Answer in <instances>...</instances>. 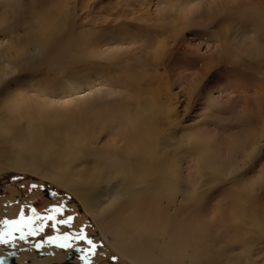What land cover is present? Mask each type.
Listing matches in <instances>:
<instances>
[{"label": "bare ground", "instance_id": "6f19581e", "mask_svg": "<svg viewBox=\"0 0 264 264\" xmlns=\"http://www.w3.org/2000/svg\"><path fill=\"white\" fill-rule=\"evenodd\" d=\"M85 1L0 0V176L28 174L70 191L108 249L130 264H264V210L255 193L264 189V177L245 178L263 154L264 140L250 133L227 145L223 155L222 146L187 136L188 108L179 115V101L165 75L169 48L162 52L158 46L151 53L156 68H163L161 82L155 85L148 78L127 97L119 91L135 104L114 112L98 108L94 125L93 116L80 108L92 94L103 96L95 90L85 98L71 96L69 102L53 98L36 108L28 103L16 76L75 41L79 14L91 9ZM197 14L183 8L175 41L178 32L199 35L207 26ZM195 39L187 43L202 50ZM215 39L214 45L206 43L207 51L219 44L238 45L232 36ZM114 48L102 53L115 57ZM26 78L25 86L33 88L32 77ZM62 82L78 84L70 75ZM221 184H230V191L218 193L216 200Z\"/></svg>", "mask_w": 264, "mask_h": 264}, {"label": "rangeland", "instance_id": "374dc122", "mask_svg": "<svg viewBox=\"0 0 264 264\" xmlns=\"http://www.w3.org/2000/svg\"><path fill=\"white\" fill-rule=\"evenodd\" d=\"M85 4H90L91 9L80 12V29L77 30L75 41L63 49L60 55L46 58L31 70L20 71L16 76V83H20L27 93L26 97H30L28 103H31L32 108L47 106L56 98H61L58 99L61 103L72 97L85 98L95 90L103 96L98 98L92 94L87 104L80 108L84 111L82 114L93 116L91 121L94 125L97 123L95 118L98 113L95 110L98 108L103 110V106H106L114 112L120 107H127V104L133 105L135 103L132 100L123 97L135 94L140 83L150 81L148 78H153L155 85L161 82L163 68H156L151 55L156 54L159 46L162 52L168 48L171 50L165 75L172 87V94L179 101V115L185 113V107L188 108L183 121V125L191 127L190 135L187 136L194 141L201 138L216 147L222 146L223 155H227L228 146H232L235 140L247 137L250 133L255 132L264 140V0H86ZM183 8L196 10L197 16L209 24L200 30L202 34L198 31L200 36L192 30L178 32V40L175 41L173 33L182 22ZM227 36L235 38V44L238 45L219 44L207 51L206 43L214 45L215 37L224 39ZM189 37L197 38L193 43H201L202 50L193 49L187 43ZM4 39L7 41L8 38ZM101 40H106L107 44L104 42L101 46ZM109 47H116L115 57L106 58L107 53H102ZM97 67L99 72L96 71ZM63 70L65 72L60 74ZM28 75L34 81V87L30 89L26 87ZM69 75L78 81L75 88L69 87V83L63 85L62 81ZM119 91H123V97L118 96ZM151 91L157 90L152 88ZM72 107L78 109L76 104ZM263 173L264 151L259 160L245 172V178L257 180L264 177ZM229 186L219 185L220 191L214 193L217 196L215 199H219L218 193L229 192ZM42 188L50 189L57 198H48ZM255 193L258 208L264 210V189H257ZM78 203L70 191L41 181L36 176L22 173L0 176V208L3 212L11 208L16 210L15 216L20 217L23 209L24 218L32 217L34 228L40 225V221L35 219L36 215L46 217L49 215L47 210L54 205L64 207L63 216L57 214L56 219L73 217L70 227L57 225V228H52V222L45 221L43 232L34 235L32 240H24L32 248L37 250L34 246L37 243L44 245L40 238L62 236L64 232L75 233L83 229L98 245L99 256L104 257L107 263L124 264L119 256L108 249L95 230L92 219ZM32 209H35V213ZM3 212L0 213V222L12 218L3 216ZM4 228L0 223V230ZM17 235H14L15 240H20ZM20 241L18 243L23 245L24 241ZM78 243L80 248L87 247L82 242ZM70 252H78V262L86 264L79 258V248ZM10 259L13 261L9 260L8 264L14 262V257ZM170 263L175 264L172 261Z\"/></svg>", "mask_w": 264, "mask_h": 264}, {"label": "snow or ice", "instance_id": "6c2138e0", "mask_svg": "<svg viewBox=\"0 0 264 264\" xmlns=\"http://www.w3.org/2000/svg\"><path fill=\"white\" fill-rule=\"evenodd\" d=\"M35 213V209H32ZM49 215L46 217H40L36 215L35 219L40 221L39 227L34 228L31 224L32 217L28 218V223H24V212L21 210L19 220H4L2 223L5 228L0 230V245H6L9 248L15 247L16 237L13 235V232H19V239L25 240L29 236L37 235L40 232H43L45 227V221H51V227L57 228V225H69L71 226L72 216H67L66 218L56 219L57 214L63 216L64 207L63 205H54L47 210ZM12 227L9 228L8 226ZM27 229V230H25ZM87 245V247L80 248L79 243ZM46 243L55 244L57 247L63 249L72 250L74 248H79V258L82 261H85L86 264H93V258L99 255L98 245L81 229L78 232H64L62 236H49ZM36 248L42 247L40 243L34 245ZM15 255L13 252L0 253V264H8L10 258ZM111 259H116V257H111Z\"/></svg>", "mask_w": 264, "mask_h": 264}, {"label": "flooded vegetation", "instance_id": "af4514ba", "mask_svg": "<svg viewBox=\"0 0 264 264\" xmlns=\"http://www.w3.org/2000/svg\"><path fill=\"white\" fill-rule=\"evenodd\" d=\"M42 190H43V193H45L43 188ZM56 198H57V195L54 194V197L51 199H56ZM14 214H16V210H13L10 208L7 212H3L2 215L3 216L6 215L7 217H12L11 219H9V221L19 220L20 217L15 216ZM28 222H29L28 219L25 218L24 223H28ZM13 235H17L16 232H13ZM19 235L20 233L17 236L19 237ZM33 238H34L33 236H29L27 237V240H32ZM42 239H43L44 245L40 249L37 248V250H35L34 248H32L31 244L30 245L29 243L27 244L24 240H21V241H24L22 243H24L25 245L24 244L21 245L20 243H18V241L20 240H15V247L13 248H9L6 245H0V253L16 252L15 253L16 255L13 256L14 262L11 264H39L40 261H41V264H80V262H78V252H70L71 250L69 249H63V248L57 247L56 245L46 243L47 239H44V237L40 238V240ZM34 251H37V252H34ZM59 251H62V252H59ZM12 261L13 260H11L10 262ZM120 261L121 263H124V264H130L129 262L124 261L122 259H120ZM93 264H109V263L106 262V259L104 257H100L98 255L94 259Z\"/></svg>", "mask_w": 264, "mask_h": 264}, {"label": "water", "instance_id": "95a60500", "mask_svg": "<svg viewBox=\"0 0 264 264\" xmlns=\"http://www.w3.org/2000/svg\"><path fill=\"white\" fill-rule=\"evenodd\" d=\"M44 192L47 194L48 197L53 198L54 197V193L48 189V188H43Z\"/></svg>", "mask_w": 264, "mask_h": 264}]
</instances>
